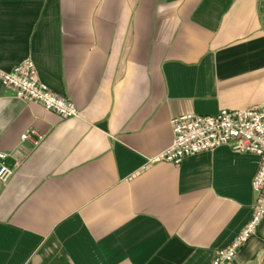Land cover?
Instances as JSON below:
<instances>
[{"label":"crops","instance_id":"obj_1","mask_svg":"<svg viewBox=\"0 0 264 264\" xmlns=\"http://www.w3.org/2000/svg\"><path fill=\"white\" fill-rule=\"evenodd\" d=\"M31 59L64 119L0 81V264H211L250 221L255 155L149 160L171 121L264 103V0H0V73ZM36 130L38 147L21 136ZM264 221L232 264H261Z\"/></svg>","mask_w":264,"mask_h":264},{"label":"built area","instance_id":"obj_2","mask_svg":"<svg viewBox=\"0 0 264 264\" xmlns=\"http://www.w3.org/2000/svg\"><path fill=\"white\" fill-rule=\"evenodd\" d=\"M0 81L14 96L26 104L35 103L64 119H76L80 111L72 101L58 95L43 83L35 63L29 59L10 72H1ZM171 145L149 160L179 165L190 156L231 146L241 154L260 159L252 186L256 197L253 215L235 240L217 252L211 264H232L240 250L256 234L264 221V103L245 110H221L216 116L186 114L171 121ZM23 144L38 147L43 137L34 129L21 136ZM8 155L0 152V182L7 184L15 175ZM261 264H264V259Z\"/></svg>","mask_w":264,"mask_h":264}]
</instances>
